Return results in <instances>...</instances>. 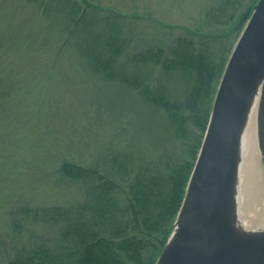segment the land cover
<instances>
[{
  "label": "trees",
  "instance_id": "obj_1",
  "mask_svg": "<svg viewBox=\"0 0 264 264\" xmlns=\"http://www.w3.org/2000/svg\"><path fill=\"white\" fill-rule=\"evenodd\" d=\"M230 2L209 10L207 23L232 22ZM251 11L239 17L241 25ZM0 13V142L6 148L37 149L46 139L48 119L61 113L50 107L56 91L45 88V80L60 78L67 67L75 76L81 71L127 85L162 115L154 130L172 136L187 155L185 161L176 152L138 159L133 151L104 152L89 163L56 158L53 174L80 183L82 200L20 208L18 214L56 236L50 244L18 249L5 264H154L181 205L227 61L221 56L217 65L213 50L227 46L229 30L198 39L187 30L168 45L135 49L137 17L93 0H0ZM156 70L162 72L150 77ZM174 77L185 84L184 100L168 96Z\"/></svg>",
  "mask_w": 264,
  "mask_h": 264
},
{
  "label": "rangeland",
  "instance_id": "obj_2",
  "mask_svg": "<svg viewBox=\"0 0 264 264\" xmlns=\"http://www.w3.org/2000/svg\"><path fill=\"white\" fill-rule=\"evenodd\" d=\"M93 1L105 8L137 17L132 21L137 32L135 49L150 42L168 45L177 36L185 35L187 30L194 33L195 39L202 35H221L229 30L227 46L222 48V52L218 47L213 50L217 53L214 56L217 65L221 56L228 59L225 57H229L228 51L249 15L242 20V25L239 17L244 16L251 6L253 10L257 2L231 0L227 10L234 11L233 21L216 25L207 23L205 17L222 0ZM2 17L3 13H0ZM73 70L63 68L61 80L60 75H52L45 80V88L56 91L50 107L61 114L50 116L47 127L42 130L46 139L40 142L37 149L6 148L7 142H0V264H5L20 248L42 241L50 244L56 236V230L35 224L18 214L20 208L70 206L82 200L80 183L53 174L56 158L89 163L97 154L104 152L133 151L137 159L147 153L153 158L172 157L174 152L179 155L180 161L187 159L172 136L154 130L153 127L158 125L156 119L162 115L132 93L127 85L108 82L97 75L84 76L81 71L74 72L78 75L75 76L71 74ZM161 72L156 70L150 77L154 78ZM184 80L187 84V77L184 76ZM185 84L177 77L170 79L168 96L178 101L186 99ZM215 86L217 89L218 84L215 83ZM190 130L195 133L194 127ZM260 166L264 180V159L260 158Z\"/></svg>",
  "mask_w": 264,
  "mask_h": 264
},
{
  "label": "water",
  "instance_id": "obj_3",
  "mask_svg": "<svg viewBox=\"0 0 264 264\" xmlns=\"http://www.w3.org/2000/svg\"><path fill=\"white\" fill-rule=\"evenodd\" d=\"M260 84L255 140L264 159V0H257L231 49L181 205L154 264H264V229H238L234 199L241 137Z\"/></svg>",
  "mask_w": 264,
  "mask_h": 264
},
{
  "label": "bare ground",
  "instance_id": "obj_4",
  "mask_svg": "<svg viewBox=\"0 0 264 264\" xmlns=\"http://www.w3.org/2000/svg\"><path fill=\"white\" fill-rule=\"evenodd\" d=\"M262 87L258 86L248 113L240 142L238 173L235 185L237 228L251 231L264 229V180L256 144V124Z\"/></svg>",
  "mask_w": 264,
  "mask_h": 264
}]
</instances>
